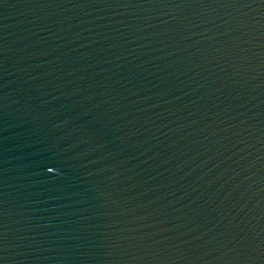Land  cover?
I'll list each match as a JSON object with an SVG mask.
<instances>
[{"label":"water","instance_id":"95a60500","mask_svg":"<svg viewBox=\"0 0 264 264\" xmlns=\"http://www.w3.org/2000/svg\"><path fill=\"white\" fill-rule=\"evenodd\" d=\"M0 264H264V0H0Z\"/></svg>","mask_w":264,"mask_h":264}]
</instances>
